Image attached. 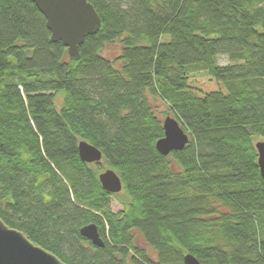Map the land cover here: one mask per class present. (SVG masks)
Segmentation results:
<instances>
[{
    "label": "trees",
    "instance_id": "obj_1",
    "mask_svg": "<svg viewBox=\"0 0 264 264\" xmlns=\"http://www.w3.org/2000/svg\"><path fill=\"white\" fill-rule=\"evenodd\" d=\"M87 1L100 28L72 61L34 4L0 0L2 222L66 264H264V0ZM148 97L188 133L182 150L157 152ZM80 140L100 162L80 160ZM108 168L119 193L101 187Z\"/></svg>",
    "mask_w": 264,
    "mask_h": 264
},
{
    "label": "water",
    "instance_id": "obj_2",
    "mask_svg": "<svg viewBox=\"0 0 264 264\" xmlns=\"http://www.w3.org/2000/svg\"><path fill=\"white\" fill-rule=\"evenodd\" d=\"M45 19L51 41L60 42L66 48L69 59H79V47L87 35H94L100 28V19L87 0H28ZM163 136L155 143L157 152L168 156L182 150L189 142V135L178 121L166 116L161 121ZM257 165L264 180V140L255 144ZM80 160L86 164L101 161V151L92 144L80 140L77 145ZM104 191L115 194L122 190V182L112 169H105L98 175ZM93 246L104 247V241L95 224H88L79 231ZM184 264H200L191 254L184 256ZM0 264H66L54 254L32 243L21 231L7 227L0 219Z\"/></svg>",
    "mask_w": 264,
    "mask_h": 264
},
{
    "label": "rangeland",
    "instance_id": "obj_3",
    "mask_svg": "<svg viewBox=\"0 0 264 264\" xmlns=\"http://www.w3.org/2000/svg\"><path fill=\"white\" fill-rule=\"evenodd\" d=\"M120 53V47L118 43H113L111 45H107L105 49L103 50L102 54L106 58L110 60H115ZM229 63V60L225 56L217 57V64L218 65H226ZM192 80L196 82L197 86L202 87V89L209 91V90H217L221 88V85L217 84L216 82L210 80V78L206 75L203 71H197L194 74V77H192ZM149 102L151 104L152 109L154 110L155 115L162 121L165 117V114L168 113L167 106L160 101L158 98L148 97ZM168 115V114H166ZM262 140L259 137L255 138V141ZM105 170V169H104ZM111 209L113 212H118L121 210V206L116 203L115 201H112L111 203ZM141 245V244H140ZM145 247L144 245H142ZM148 252L154 256V253L148 249Z\"/></svg>",
    "mask_w": 264,
    "mask_h": 264
}]
</instances>
